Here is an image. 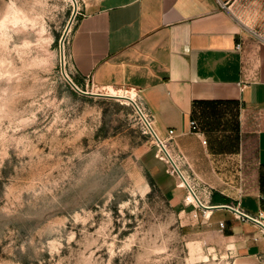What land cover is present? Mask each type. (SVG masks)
<instances>
[{
    "label": "rangeland",
    "instance_id": "rangeland-1",
    "mask_svg": "<svg viewBox=\"0 0 264 264\" xmlns=\"http://www.w3.org/2000/svg\"><path fill=\"white\" fill-rule=\"evenodd\" d=\"M73 10L0 0V264H230L204 215L171 205L155 174L170 160L134 105L63 76Z\"/></svg>",
    "mask_w": 264,
    "mask_h": 264
},
{
    "label": "crops",
    "instance_id": "crops-1",
    "mask_svg": "<svg viewBox=\"0 0 264 264\" xmlns=\"http://www.w3.org/2000/svg\"><path fill=\"white\" fill-rule=\"evenodd\" d=\"M78 3L67 41L70 76L104 92L136 90L208 206L189 198L160 147L155 156L165 165L155 174L175 211L204 215L230 264H264V228L223 207L264 220V0Z\"/></svg>",
    "mask_w": 264,
    "mask_h": 264
},
{
    "label": "water",
    "instance_id": "water-1",
    "mask_svg": "<svg viewBox=\"0 0 264 264\" xmlns=\"http://www.w3.org/2000/svg\"><path fill=\"white\" fill-rule=\"evenodd\" d=\"M74 3V10L73 13L71 15V18L68 22V25L65 29V32L61 38V71L63 76L65 77V79L68 81V83L78 92L82 93V94H86V95H91V96H99V97H109V98H117V99H125L130 101L134 107L137 109V111L139 112L140 116L147 122L148 127L150 129V131L152 132L153 136L155 137V139L159 142L160 146L162 147V149L164 150V152L166 153L167 157L169 158L171 164L173 165L174 169L177 171V173L179 174V176L182 178L183 182L187 185V187L189 188L190 192L192 193V195L194 196V198L196 199V201L199 203L200 206L202 207H208L205 206V204H203L201 202V200L199 199L198 195L196 194L195 190L192 188V186L189 184L187 178L184 176V174L182 173V171L180 170L178 164L176 163V161L174 160V158L172 157V155L169 153V151L167 150L165 144L163 143V141L161 140V138L158 136V134L155 132V130L153 129L152 124L147 120L144 112L142 111L141 107L139 106V104L136 102V100H134L133 98L127 96L126 94L122 95H117V94H112V93H108V92H98V91H89V90H85L80 88L75 82L74 80L69 76V74L66 71V66H65V60H64V40L67 36V33L72 25V22L78 12V0H73ZM212 207H218V206H212ZM223 207H227L239 214H241L242 216L249 218L250 220L258 223L259 225H261L264 228V223L259 220L258 218L251 216L249 214H247L246 212H243L237 208H235L234 206H231L229 204H225L223 205Z\"/></svg>",
    "mask_w": 264,
    "mask_h": 264
},
{
    "label": "bare ground",
    "instance_id": "bare-ground-1",
    "mask_svg": "<svg viewBox=\"0 0 264 264\" xmlns=\"http://www.w3.org/2000/svg\"><path fill=\"white\" fill-rule=\"evenodd\" d=\"M133 91H135V96L133 95V93H131V92H127V93H123V94H117V95H124V94H126L127 96H129V97H131V98H133L134 100H135V98L137 97V92H136V90H134V89H132ZM109 93H111V92H109ZM112 94H115V93H112ZM135 97V98H134ZM137 102V101H136ZM181 183H183V182H181ZM189 198L191 199V200H195V198H193V196L192 195H190L189 196ZM195 202V201H194Z\"/></svg>",
    "mask_w": 264,
    "mask_h": 264
},
{
    "label": "built area",
    "instance_id": "built-area-1",
    "mask_svg": "<svg viewBox=\"0 0 264 264\" xmlns=\"http://www.w3.org/2000/svg\"><path fill=\"white\" fill-rule=\"evenodd\" d=\"M145 113V112H144ZM145 115H147V117H149V119L151 120V118H150V116H149V114L146 112V114ZM193 125H195V121H192L191 122ZM173 131L171 130V133H172ZM203 142H205L206 143V139H204L203 140ZM164 143V142H163ZM163 157H165V156H163ZM172 171L174 172V171H176L175 169H174V167H173V169H172ZM262 198L264 199V195L262 196ZM259 220H261L263 223H264V220H263V218H260V217H257ZM221 224L223 225V222H221Z\"/></svg>",
    "mask_w": 264,
    "mask_h": 264
},
{
    "label": "trees",
    "instance_id": "trees-1",
    "mask_svg": "<svg viewBox=\"0 0 264 264\" xmlns=\"http://www.w3.org/2000/svg\"><path fill=\"white\" fill-rule=\"evenodd\" d=\"M215 195H218V196H220V198L222 199V200H224L225 202H229V198H227L226 196H221L220 194H218V193H215ZM214 195V198H215V200H216V196Z\"/></svg>",
    "mask_w": 264,
    "mask_h": 264
},
{
    "label": "clouds",
    "instance_id": "clouds-1",
    "mask_svg": "<svg viewBox=\"0 0 264 264\" xmlns=\"http://www.w3.org/2000/svg\"><path fill=\"white\" fill-rule=\"evenodd\" d=\"M15 22L16 23H21V22H23L22 20H19V19H17V20H15Z\"/></svg>",
    "mask_w": 264,
    "mask_h": 264
}]
</instances>
